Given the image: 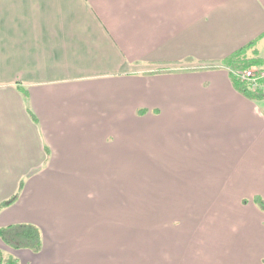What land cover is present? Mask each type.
Masks as SVG:
<instances>
[{
	"label": "crops",
	"instance_id": "obj_1",
	"mask_svg": "<svg viewBox=\"0 0 264 264\" xmlns=\"http://www.w3.org/2000/svg\"><path fill=\"white\" fill-rule=\"evenodd\" d=\"M263 52L264 0H0L4 260L264 264Z\"/></svg>",
	"mask_w": 264,
	"mask_h": 264
},
{
	"label": "trees",
	"instance_id": "obj_2",
	"mask_svg": "<svg viewBox=\"0 0 264 264\" xmlns=\"http://www.w3.org/2000/svg\"><path fill=\"white\" fill-rule=\"evenodd\" d=\"M256 63H261L259 56H254L247 64H241L239 67H244V65L247 67ZM241 89L252 98L260 99L264 97L262 93L251 91L245 83H243ZM15 198L16 196L2 202L0 208L9 205ZM261 201V203H264L263 200ZM0 238L14 248H30L34 251H38L42 243L38 228L31 225H14L0 228ZM0 264H16V262L15 260H4L3 254L0 252Z\"/></svg>",
	"mask_w": 264,
	"mask_h": 264
},
{
	"label": "built area",
	"instance_id": "obj_3",
	"mask_svg": "<svg viewBox=\"0 0 264 264\" xmlns=\"http://www.w3.org/2000/svg\"><path fill=\"white\" fill-rule=\"evenodd\" d=\"M232 72L251 91L264 94V52L261 55V63L238 67L232 69Z\"/></svg>",
	"mask_w": 264,
	"mask_h": 264
},
{
	"label": "rangeland",
	"instance_id": "obj_4",
	"mask_svg": "<svg viewBox=\"0 0 264 264\" xmlns=\"http://www.w3.org/2000/svg\"><path fill=\"white\" fill-rule=\"evenodd\" d=\"M189 260H191V259H189Z\"/></svg>",
	"mask_w": 264,
	"mask_h": 264
}]
</instances>
